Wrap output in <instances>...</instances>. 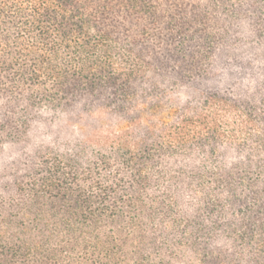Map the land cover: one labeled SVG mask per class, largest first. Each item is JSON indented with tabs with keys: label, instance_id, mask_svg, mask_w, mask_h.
<instances>
[{
	"label": "trees",
	"instance_id": "trees-1",
	"mask_svg": "<svg viewBox=\"0 0 264 264\" xmlns=\"http://www.w3.org/2000/svg\"><path fill=\"white\" fill-rule=\"evenodd\" d=\"M0 264H264V0H0Z\"/></svg>",
	"mask_w": 264,
	"mask_h": 264
}]
</instances>
